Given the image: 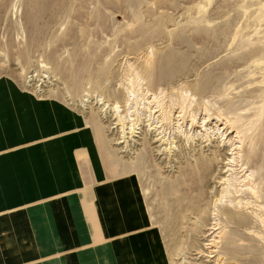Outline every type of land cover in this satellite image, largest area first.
<instances>
[{
	"label": "rangeland",
	"instance_id": "1",
	"mask_svg": "<svg viewBox=\"0 0 264 264\" xmlns=\"http://www.w3.org/2000/svg\"><path fill=\"white\" fill-rule=\"evenodd\" d=\"M135 74L140 86L130 85ZM11 86L26 104L53 103L67 126L74 118L86 126L102 171L117 183L116 207L142 208L160 264H264V0H0V91ZM180 90L191 94L189 107ZM131 91L140 105L159 101L154 115L165 126L177 119L197 136L158 139L154 119L131 121ZM13 107L19 124H35ZM211 126L218 133L199 135ZM23 130L15 143L31 137ZM231 155L248 183L220 199ZM49 164L59 170L50 187L69 188L60 178L74 164ZM137 228L119 247L146 264Z\"/></svg>",
	"mask_w": 264,
	"mask_h": 264
},
{
	"label": "crops",
	"instance_id": "2",
	"mask_svg": "<svg viewBox=\"0 0 264 264\" xmlns=\"http://www.w3.org/2000/svg\"><path fill=\"white\" fill-rule=\"evenodd\" d=\"M13 87L0 91V101L5 104H0V264H119L115 251L121 255L122 264H134L126 255V247L123 251L119 247L127 240L124 226L115 231L110 219L117 211V183L102 171L89 130L76 118L67 126L51 102L39 103L42 104L39 107L35 101L24 103L25 100H19L22 93ZM11 105L27 109L35 124L31 128L25 125L26 118H21L19 124L20 120L11 113L15 109ZM76 123L78 136L73 132ZM18 126L32 133L31 137L25 136L26 142H21L19 136L15 143L13 133ZM77 137L80 144H75ZM81 145L86 153L76 151ZM36 153L45 155L46 159L41 157L36 161ZM49 162L60 166L74 164L72 173L66 166L65 176L60 178H64L62 182L69 188L50 187L59 170ZM28 168H32V173ZM23 173H28L29 178ZM30 182L40 185L31 186ZM60 195L66 198L60 200ZM45 196L50 202L39 203ZM41 205H46L44 211L39 209ZM73 216H79L80 220L73 223ZM147 228L148 225L138 226L133 240L144 243L141 247L146 251V264H160L152 249L157 238ZM119 235L120 240L116 242Z\"/></svg>",
	"mask_w": 264,
	"mask_h": 264
},
{
	"label": "bare ground",
	"instance_id": "3",
	"mask_svg": "<svg viewBox=\"0 0 264 264\" xmlns=\"http://www.w3.org/2000/svg\"><path fill=\"white\" fill-rule=\"evenodd\" d=\"M140 77L137 74H135V76L130 80V85L131 86H135V85L136 86H140L142 84L141 83L142 82V78H140ZM141 89H142V86H141ZM131 92L132 93H130V95H129L130 96V99H128V101H127L133 107L134 115L132 114L131 116H134V117H132V119H130L131 121H136L137 119L140 118V115H144L147 118L146 121L149 123V125H151V121L150 120H153L154 119L155 120L154 121V128H155V130H157L156 135H159L158 139L164 138L165 137V133L167 135L169 133H170L169 135H172V132L174 134V131L175 132H178V134L182 135L186 141H193L194 138L197 136L195 133H193V131L191 132V130H190L191 127L187 131H186V129H183L181 123H179V120H177V119L174 121V125L172 127L165 126L162 123V119L160 117H158L157 115H154V112L159 111V101H158V103H155V106H150L149 104H141L140 105V102L138 100L139 99V96H137L133 91H131ZM179 96H180L179 97V100L181 102L182 108L189 107L190 104H191V102H192L191 101V94H188L187 91H185V90L184 91L180 90L179 91ZM153 97H154V95H153ZM186 103H187V105L185 106ZM128 109H130V108H128ZM204 121H205V119H204ZM204 121H202V122L204 123ZM170 128H171V130H170ZM218 131H219V128L218 127L211 126V127L205 128L204 131L202 133H200L199 135L205 137L206 135L218 133ZM220 135H223V134H220ZM227 159H229L227 161V163L229 165V168L226 170V172H229V173L226 176L228 178L225 179V181H226L225 186L220 191V199L225 198L230 193V191H229V188L230 187H233L235 189V192H237L238 190L239 191L245 190L246 188H244L242 190L241 189H238V190L236 189V186H238V185H236V183H238L239 181H240L239 182L240 186H244V185H246V183H248V181L245 182V180H244L248 176L243 177L242 179H239L240 177H236V173H234V171H233V168H235V167L232 166V165H235V163L238 162L237 161V158L236 157H232V155H231V157L230 158H227ZM189 172H191V171H189ZM117 175H118V172H117ZM193 177H194V175H193ZM190 178L192 179V176ZM127 179H130V178H127ZM241 181L243 183H241ZM131 185H132V183H131ZM135 196H137V195H135ZM236 203L238 204L239 201H236ZM138 206H139V204H138ZM139 208L137 207V202H136L135 205L124 204V205H121V206H117L116 207V210H117L116 213L113 214V216L110 217L111 221H113L112 223H114L116 225L114 230L115 231H118L120 229V225H123L124 226V233L127 234V235H131L132 234V231H134V229L136 227H138V226H144V224H141L140 223L143 220L140 221V218H139L140 216L144 217L143 216L144 213H142V211H140V209H142V208H140V209ZM140 212H141V214H140Z\"/></svg>",
	"mask_w": 264,
	"mask_h": 264
}]
</instances>
